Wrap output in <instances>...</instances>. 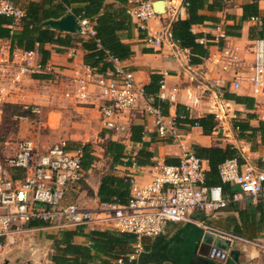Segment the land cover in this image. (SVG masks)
I'll use <instances>...</instances> for the list:
<instances>
[{"label":"crops","instance_id":"obj_1","mask_svg":"<svg viewBox=\"0 0 264 264\" xmlns=\"http://www.w3.org/2000/svg\"><path fill=\"white\" fill-rule=\"evenodd\" d=\"M164 1L163 14H156L143 25L129 15L132 29L122 31L119 35L123 43L130 45L132 55L117 62L133 72L137 82L147 91L154 87L160 91L162 82L168 91L177 88L174 103L160 101L157 98L159 91L155 92L157 95L153 106L160 108L165 115L177 119L219 116L216 130L209 135L198 125H183V144L186 148L193 150L194 146H201L225 149L233 146L245 163L264 171V98L255 97L247 81L242 82L241 89H234V72L224 71L222 67V51L230 48L236 51L241 60L240 70L244 74L249 73L253 59L252 43L256 39H264V0H232L223 10H203L202 14L209 18L203 24L193 25L191 31L197 35L196 42L206 50L205 56L191 49H183L173 41V24L188 19L189 14L184 0ZM12 2L24 16L30 4H35L40 13L49 14V20H59L68 15L59 8L60 0ZM104 4L113 9L128 7V2L122 5L117 0H105ZM252 18L258 20L252 21ZM91 23L94 27V22ZM14 28H19L17 22ZM56 32L62 36L68 34ZM222 33L225 39L221 38ZM75 36L88 37L84 34ZM155 40L160 41L159 47L151 42ZM0 45L4 61V74L0 83L10 92L8 105L36 106L40 108L41 114L47 108V117L42 125L56 137L64 136L60 143H66L70 150L90 145L93 160L87 167L83 165V179L67 189L62 206L75 204L97 210L102 204L99 190L108 175L133 178L138 185L144 186L151 182L149 169L154 164L178 163V146L159 137L154 116L147 110L146 102L140 103L121 119L126 129L115 135L103 127L99 110L103 103L101 88L95 81L88 86L85 102L67 96L69 92H76L75 78L79 72L83 73V67L86 66L87 52L80 43L69 48L46 44L44 49L49 53L46 65L55 69L58 78L27 74L16 86L13 78L21 67L20 59L27 52L18 49L11 51L9 40L0 39ZM33 53L36 61L42 63L41 54L37 51ZM113 62L115 66L116 61ZM94 76L96 80L101 75L95 73ZM153 76L161 77L160 83L152 85ZM133 127L136 128V139H132ZM109 141L123 146V161L127 160L125 165H114L105 149ZM133 160L137 163L135 167L132 165ZM136 160L141 163L138 164ZM203 163L208 171V161L203 160ZM11 174L15 178L24 175L21 170H12ZM231 187L234 193L241 196L227 208L209 215L194 212L186 221L166 225L162 236L172 239L174 246L180 249L172 247V257L161 264H176L171 258H186L190 249L194 250L193 256H197L203 242L227 245L226 239L205 231L203 225L239 238L232 240L228 246L229 255L225 264H264V199L254 201L242 195L236 186ZM18 229L10 238H0V264H112L118 258H127L135 245L128 236L109 228L58 227L37 220Z\"/></svg>","mask_w":264,"mask_h":264},{"label":"built area","instance_id":"obj_2","mask_svg":"<svg viewBox=\"0 0 264 264\" xmlns=\"http://www.w3.org/2000/svg\"><path fill=\"white\" fill-rule=\"evenodd\" d=\"M153 1L128 0L127 13L143 25L156 16ZM0 16L19 22L24 13L12 0H0ZM77 20L84 35H96L90 20ZM225 37L222 33L221 38ZM151 42L160 46L159 40ZM1 51L0 45V79L4 74ZM251 53L253 59L248 74L240 70L241 60L230 48L222 51V67L224 71L234 72V89H241L242 82L247 81L252 94L264 98V39H256L252 43ZM115 61L114 71L98 76L96 80L92 69L84 66L83 73L79 72L75 78L76 92H69L67 96L85 102L88 86L95 81L101 88L103 103L99 110L103 127L115 135L126 129L121 119L140 103L146 102L147 110L154 116L159 137L178 146V163L154 164L149 169L151 182L144 186L129 178L130 200L127 204L102 203L97 210H90L75 204L61 205L67 189L84 177L82 149L70 150L66 143H60L42 153L34 140H22L15 154L5 155L0 147V238L8 239L20 226L37 220L58 227L109 228L120 234H132L137 239L127 258H118L112 263L125 264L126 260L131 263L139 258L144 251L143 239L163 235L168 223L186 221L194 212L213 214L239 200L240 194H226L222 185H207L204 163L193 150L184 146V133L177 117L165 115L160 108L153 106L155 98L146 95L144 86L137 82L134 73ZM20 65L13 78L15 86L27 74H44L52 79H57L59 75L54 68L36 61L33 52H27L20 59ZM177 91V88L168 91L162 82L157 98L174 103ZM9 96L8 89L0 83V127ZM22 108L29 115L41 114L36 106L24 105ZM215 117L218 119L219 116ZM132 165L135 167L137 163L133 160ZM12 170L23 171V177H13ZM219 176L223 184L236 186L242 195L254 201L264 199V171L251 164H240L237 159L227 160L220 165ZM203 228L229 241L239 239L211 226L203 225Z\"/></svg>","mask_w":264,"mask_h":264},{"label":"trees","instance_id":"obj_3","mask_svg":"<svg viewBox=\"0 0 264 264\" xmlns=\"http://www.w3.org/2000/svg\"><path fill=\"white\" fill-rule=\"evenodd\" d=\"M117 1L122 5L128 2V0ZM230 1L232 0H212L210 3V0H184L189 17L173 24L171 29L173 41L183 49H191L198 55L205 56L206 50L196 42L197 35L192 33L191 28L193 25L203 24L209 18L202 14L203 10L207 9L209 12L223 10ZM60 2L59 8L66 14L71 13L76 18L88 19L94 22L96 35L93 37L88 36L87 38L72 34L62 36V34L44 26V22L51 19V16L47 13H40L35 4H30L27 14L17 22L19 28H14L15 21L13 18L0 16V39L11 42V51L16 49L24 52L37 51L41 54L43 58L42 64L44 65H46L49 58L48 51L44 49L46 44L69 48L75 43H80L87 52L85 65L99 75H107L113 72L115 68L114 60L122 61L132 55L130 45L123 43L119 35L122 31H131L132 29V20L125 7L109 8L105 6V0H60ZM193 62L195 63L194 60H192ZM43 78H46V76H43ZM160 81L161 77H152V85L158 84ZM156 91L155 87L150 91L145 89L148 97H156L159 90L155 93ZM10 108H21V106L6 105L4 112ZM30 116L32 118L36 117L34 115ZM177 120L181 126L185 124L190 126L198 125L207 135L212 134L218 126L214 115L199 119H188L186 117ZM135 132L136 128L133 127L132 134L134 135H132V139H136ZM89 147L90 145L77 147L83 151L82 165L84 167H87L93 160ZM105 149L106 153L111 156L114 165L125 164L123 161V146L121 144L109 141ZM193 151L202 161H208L209 170L206 171L207 185H222L226 194H235V190L231 185L222 183L219 176V167L225 161L231 159H237L240 164L245 163L238 151L233 146H227L225 149L194 146ZM137 162L138 164L141 163L139 160ZM99 198L101 203L127 204L130 200L129 179L108 175L102 181ZM121 235L128 236L131 243L135 244L137 241L132 234ZM142 243L144 251L139 255V258L131 263L126 260L125 264H161L167 261L169 257H172V247L180 249V247L174 246L172 239L162 235L155 238L154 241L145 238Z\"/></svg>","mask_w":264,"mask_h":264},{"label":"rangeland","instance_id":"obj_4","mask_svg":"<svg viewBox=\"0 0 264 264\" xmlns=\"http://www.w3.org/2000/svg\"><path fill=\"white\" fill-rule=\"evenodd\" d=\"M47 113V108H44L41 115H34L36 117L32 118L25 113L22 106L21 108L6 109L0 127V147H2L3 153L5 155L15 154L16 148L22 140H34L42 153L62 142L64 136L56 137L44 129L42 124L46 120Z\"/></svg>","mask_w":264,"mask_h":264},{"label":"water","instance_id":"obj_5","mask_svg":"<svg viewBox=\"0 0 264 264\" xmlns=\"http://www.w3.org/2000/svg\"><path fill=\"white\" fill-rule=\"evenodd\" d=\"M165 3L164 0H157L154 2L156 14H163L165 11ZM44 26L61 33L83 35V30L73 14H68L59 20H48L44 22ZM226 242V246L203 242L200 244L197 256H193L194 250L190 249V254L186 258H171V260L176 264H216L215 262L225 264L229 255L228 246H230L231 241L226 240Z\"/></svg>","mask_w":264,"mask_h":264}]
</instances>
